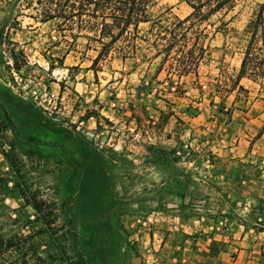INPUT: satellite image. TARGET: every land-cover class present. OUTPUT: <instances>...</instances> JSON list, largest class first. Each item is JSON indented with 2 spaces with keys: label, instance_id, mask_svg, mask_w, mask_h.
I'll use <instances>...</instances> for the list:
<instances>
[{
  "label": "rangeland",
  "instance_id": "obj_1",
  "mask_svg": "<svg viewBox=\"0 0 264 264\" xmlns=\"http://www.w3.org/2000/svg\"><path fill=\"white\" fill-rule=\"evenodd\" d=\"M261 1L237 0L198 75L169 80L155 50L94 63L95 32L45 20L37 0H0V211L38 230L40 264H264V78L236 85ZM190 11L149 6L164 22ZM34 196L50 224L26 226Z\"/></svg>",
  "mask_w": 264,
  "mask_h": 264
},
{
  "label": "trees",
  "instance_id": "obj_2",
  "mask_svg": "<svg viewBox=\"0 0 264 264\" xmlns=\"http://www.w3.org/2000/svg\"><path fill=\"white\" fill-rule=\"evenodd\" d=\"M42 6L46 19L69 21L89 32H95L93 39L99 43L100 49L93 62L106 58L112 51H117L121 57H131L132 54L144 49L155 50L153 58L159 59V70L169 62L170 69L166 78L170 80L175 74L180 79L184 75H198V67L205 58L207 45L205 38L217 31H224L228 26L226 16L234 9L237 0H185L191 8L183 18L164 22L161 19L152 20L149 6L153 0H37ZM150 23L147 33L153 38L142 34L141 24ZM248 39L242 51L240 69L236 76V85L243 89L240 80L247 77L252 80L264 78V0L259 2L246 25ZM160 56V57H159ZM234 90V89H233ZM7 117V112L2 109ZM88 116H91L89 114ZM2 130L0 128V153L5 154ZM0 181L2 174L0 173ZM0 184V189L2 188ZM2 190V189H1ZM0 190V194H1ZM24 197V196H23ZM24 205L35 209L34 220L29 225L40 220L41 224H50L47 204L36 196L27 198ZM45 206V208H44ZM7 205L4 198L0 199V208ZM9 229L6 232L4 215L0 211V264H40L41 259L34 241L38 231L31 227L27 233H22L23 227L14 211L5 210ZM10 212L11 215H8ZM6 220V221H7ZM41 229V227H40ZM35 242V243H34Z\"/></svg>",
  "mask_w": 264,
  "mask_h": 264
},
{
  "label": "crops",
  "instance_id": "obj_3",
  "mask_svg": "<svg viewBox=\"0 0 264 264\" xmlns=\"http://www.w3.org/2000/svg\"><path fill=\"white\" fill-rule=\"evenodd\" d=\"M231 150H235L236 154L241 156V155H244L246 153L247 146L242 144V141L239 140V143L237 145H235L234 147H232ZM172 164H173V162H170V160L165 159L163 161V176H165L166 178H168V176H169L168 171L171 170Z\"/></svg>",
  "mask_w": 264,
  "mask_h": 264
}]
</instances>
